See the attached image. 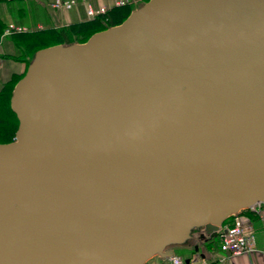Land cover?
Segmentation results:
<instances>
[{
	"label": "water",
	"instance_id": "obj_1",
	"mask_svg": "<svg viewBox=\"0 0 264 264\" xmlns=\"http://www.w3.org/2000/svg\"><path fill=\"white\" fill-rule=\"evenodd\" d=\"M10 106L0 264L200 252L264 203V0L144 1L37 50Z\"/></svg>",
	"mask_w": 264,
	"mask_h": 264
},
{
	"label": "crops",
	"instance_id": "obj_2",
	"mask_svg": "<svg viewBox=\"0 0 264 264\" xmlns=\"http://www.w3.org/2000/svg\"><path fill=\"white\" fill-rule=\"evenodd\" d=\"M53 1L0 0V21L5 27L9 23H15L32 28V31L62 27L89 19L87 2L96 9L106 7L109 10L114 6L124 5L126 2L133 3L136 0H79L78 5L69 10L52 8ZM21 41L22 34L0 38V86L14 74L24 72L28 66L29 53L20 46ZM240 216L253 226L256 251L236 257L229 256L221 250L220 236H217L214 243L208 245V249L204 243L200 244V252H196L194 250L196 242L175 248V256H179L183 264H264V219L250 209L242 212ZM187 259H190V263H186ZM146 264H172V259L158 256Z\"/></svg>",
	"mask_w": 264,
	"mask_h": 264
},
{
	"label": "trees",
	"instance_id": "obj_3",
	"mask_svg": "<svg viewBox=\"0 0 264 264\" xmlns=\"http://www.w3.org/2000/svg\"><path fill=\"white\" fill-rule=\"evenodd\" d=\"M138 5L126 2L124 5L114 6L106 13L82 22L16 34H22V43L19 44L23 50L29 53V65L37 50L58 43L84 42L93 33L121 23ZM4 29L5 26L0 21V35L3 33ZM26 70L27 68L22 73L14 74L0 86V142L5 143L13 141L16 135L19 121L16 114L11 109L10 99L15 84L24 76Z\"/></svg>",
	"mask_w": 264,
	"mask_h": 264
},
{
	"label": "built area",
	"instance_id": "obj_4",
	"mask_svg": "<svg viewBox=\"0 0 264 264\" xmlns=\"http://www.w3.org/2000/svg\"><path fill=\"white\" fill-rule=\"evenodd\" d=\"M86 1V0H84ZM78 0H54L51 3L52 8L57 10L72 9L78 5ZM123 3V2H122ZM107 11L106 7L99 9L94 8L90 3H87V14L89 17H96L104 14ZM29 28L23 25L10 23L4 30L2 38L12 35L14 33L27 32ZM253 210L257 216L264 219V204L259 203L254 205ZM220 248L229 256H240L242 254L256 251L255 235L253 226L246 222L241 216H235L231 222L226 223L220 232ZM183 261L180 257H172V264H182Z\"/></svg>",
	"mask_w": 264,
	"mask_h": 264
},
{
	"label": "rangeland",
	"instance_id": "obj_5",
	"mask_svg": "<svg viewBox=\"0 0 264 264\" xmlns=\"http://www.w3.org/2000/svg\"><path fill=\"white\" fill-rule=\"evenodd\" d=\"M78 1H79V0H78ZM83 1H84V0H83ZM144 1H146V0H136V1L133 2V4H134V5H138V4H140V3L144 2ZM88 18H91V17H88ZM29 29L32 30V28H29ZM206 249H208V244H206Z\"/></svg>",
	"mask_w": 264,
	"mask_h": 264
}]
</instances>
